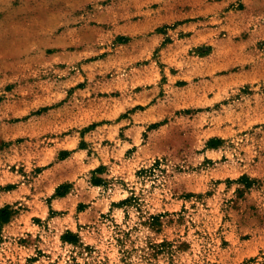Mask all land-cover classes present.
Here are the masks:
<instances>
[{"label":"rangeland","instance_id":"obj_1","mask_svg":"<svg viewBox=\"0 0 264 264\" xmlns=\"http://www.w3.org/2000/svg\"><path fill=\"white\" fill-rule=\"evenodd\" d=\"M17 185L0 264H264V0H0Z\"/></svg>","mask_w":264,"mask_h":264},{"label":"crops","instance_id":"obj_2","mask_svg":"<svg viewBox=\"0 0 264 264\" xmlns=\"http://www.w3.org/2000/svg\"><path fill=\"white\" fill-rule=\"evenodd\" d=\"M19 191H20V186H15V187H12L11 189L9 190H6V191H3V192H0V197L1 199H4L3 203H8L10 201H13L16 199V197L18 196L19 194ZM6 196H8L9 198L5 199Z\"/></svg>","mask_w":264,"mask_h":264}]
</instances>
